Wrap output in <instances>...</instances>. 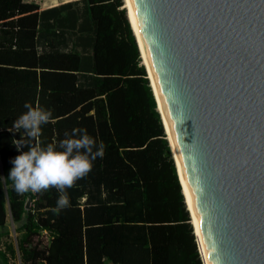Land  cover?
<instances>
[{"label":"trees","instance_id":"16d2710c","mask_svg":"<svg viewBox=\"0 0 264 264\" xmlns=\"http://www.w3.org/2000/svg\"><path fill=\"white\" fill-rule=\"evenodd\" d=\"M81 1L79 13L77 0L40 11L34 1L0 0V241L11 218L24 264H202L125 1ZM42 19L49 29L39 30ZM26 103L52 113L35 138L13 128ZM77 128L105 156L65 189L71 206L54 211V187L18 194L12 161L30 146L62 151ZM21 139L29 145L18 147ZM41 228L51 231L44 247L33 242ZM5 248L0 264L14 253L11 241Z\"/></svg>","mask_w":264,"mask_h":264},{"label":"water","instance_id":"95a60500","mask_svg":"<svg viewBox=\"0 0 264 264\" xmlns=\"http://www.w3.org/2000/svg\"><path fill=\"white\" fill-rule=\"evenodd\" d=\"M130 1L208 264H264V0Z\"/></svg>","mask_w":264,"mask_h":264},{"label":"clouds","instance_id":"9594fccd","mask_svg":"<svg viewBox=\"0 0 264 264\" xmlns=\"http://www.w3.org/2000/svg\"><path fill=\"white\" fill-rule=\"evenodd\" d=\"M25 108L27 111L14 121L13 128L17 131L27 130L25 134L29 138L38 137L41 126L50 122L52 113L39 106L33 107L31 103H26ZM78 134H81L79 138H68L60 142L62 151H57L51 144L46 149L30 146L28 151L17 156L12 161L14 167L9 176L16 192L37 193L54 187L61 193L54 211L70 207L65 189L73 187L77 180L85 177L92 170L93 161L105 156L102 142L97 145L86 129H74L72 136ZM15 144L18 147L29 145L23 139L16 140Z\"/></svg>","mask_w":264,"mask_h":264},{"label":"bare ground","instance_id":"6f19581e","mask_svg":"<svg viewBox=\"0 0 264 264\" xmlns=\"http://www.w3.org/2000/svg\"><path fill=\"white\" fill-rule=\"evenodd\" d=\"M125 1H126V4H127V8L129 10L128 18L130 16V19H131V22H132L131 23L132 24V29L134 31V34H135L136 38H137L138 46H139V49H140V52H141V56H142V59H143V63L146 66V69H147V72H148V77H149L152 89L154 91V94H155V97H156V100H157V107L160 110L166 134L168 133L167 138H168V140L170 142V146L172 148L174 160H175V163H176V166H177V172H178L179 180L181 179L180 183L182 182L181 183L182 191L184 190L183 194L185 193L184 196H185V199H186V204H187V207H188L190 215H191L192 224L194 225V230L196 232L195 236H197L196 241H197V244H198L200 256L202 258L203 264H208L207 256H206V253H205V250H204V247H203V244H202V240H201V237H200V233H199V230H198V226H197V223H196V219H195L192 203H191V200H190L187 188H186V184H185V180H184V176H183V172H182L179 156H178V153H177V150H176V147H175V144H174V141H173L170 129H169V125H168V122H167V119H166V116H165V112H164V109H163V106H162V102H161V99H160V96H159V93H158V90H157V87H156V84H155V80H154V77H153V74H152V71H151L147 56H146V52H145V49H144V46H143V43H142V39H141V36H140V32H139V29H138V25H137V21H136L135 15H134L132 4H131L130 0H125Z\"/></svg>","mask_w":264,"mask_h":264},{"label":"built area","instance_id":"2783aa9c","mask_svg":"<svg viewBox=\"0 0 264 264\" xmlns=\"http://www.w3.org/2000/svg\"><path fill=\"white\" fill-rule=\"evenodd\" d=\"M27 201H28V203H27L26 207H29L31 205V202L29 199ZM38 235L45 236L46 240H42V238H41V240H34L33 242L34 243L37 242L39 247H44L45 245H47L49 238L51 237V231L48 230L47 228H41L39 230ZM17 241L18 240H12L11 241L13 248H14V253H12L10 251H6L8 264H24L22 257H21V254H20V251H19V248H18ZM0 249L5 251L6 250L5 244L0 243Z\"/></svg>","mask_w":264,"mask_h":264},{"label":"crops","instance_id":"0c3cea01","mask_svg":"<svg viewBox=\"0 0 264 264\" xmlns=\"http://www.w3.org/2000/svg\"><path fill=\"white\" fill-rule=\"evenodd\" d=\"M22 1H27V2H30V1H34V2H36L38 5H39V7H38V11H40V10H42V9H46V8H50V7H52V6H57V5H59V4H61V3H64V2H67V1H74V0H22ZM78 2H77V4H78V6H79V8H80V11H79V13L82 11L83 12V3H82V1L81 0H77ZM48 13V12H47ZM49 20L50 19H48V21H46V19L43 21V19H42V22H40V20H38L37 21V27H39V30H41V31H44V29H49L51 26H50V24L51 23H49ZM47 31H45L44 33H46ZM49 38L52 40V38L49 36ZM51 43V41H49V42H44L43 43V45L41 44L40 45V47L39 48H42V46L44 47V48H46V49H48V48H50L49 47V44ZM61 48V47H60ZM63 48V47H62ZM67 47H65V49H66ZM0 243H2V244H5V242H4V240H1L0 241Z\"/></svg>","mask_w":264,"mask_h":264},{"label":"rangeland","instance_id":"374dc122","mask_svg":"<svg viewBox=\"0 0 264 264\" xmlns=\"http://www.w3.org/2000/svg\"><path fill=\"white\" fill-rule=\"evenodd\" d=\"M125 1V0H124ZM124 5V4H123ZM125 9H127L128 10V8H127V4H126V1H125ZM128 14L127 15H129V10H128V12H127ZM126 15V16H127ZM129 18H130V16H129ZM130 21H131V19H130ZM143 62V61H142ZM166 132V131H165ZM167 135H168V133H167ZM181 180V179H180ZM182 183V182H181ZM184 191V190H183ZM185 194V193H184ZM6 227H7V229H8V235L7 236H3L2 237V240H4V242L5 241H12V240H16L17 238H18V236L20 235V231H16V229H15V224L13 223V221L11 220V218H8L7 219V221H6V225H5ZM39 238H42V240H46V238H45V236H40V235H38V236H35V240H37V239H39Z\"/></svg>","mask_w":264,"mask_h":264}]
</instances>
